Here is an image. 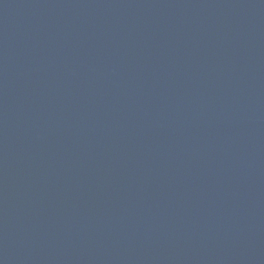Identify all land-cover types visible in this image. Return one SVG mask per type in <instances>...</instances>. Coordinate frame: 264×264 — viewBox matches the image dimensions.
<instances>
[{
	"label": "water",
	"instance_id": "obj_1",
	"mask_svg": "<svg viewBox=\"0 0 264 264\" xmlns=\"http://www.w3.org/2000/svg\"><path fill=\"white\" fill-rule=\"evenodd\" d=\"M0 264H264V0H0Z\"/></svg>",
	"mask_w": 264,
	"mask_h": 264
}]
</instances>
